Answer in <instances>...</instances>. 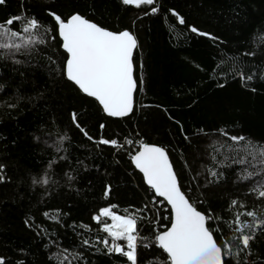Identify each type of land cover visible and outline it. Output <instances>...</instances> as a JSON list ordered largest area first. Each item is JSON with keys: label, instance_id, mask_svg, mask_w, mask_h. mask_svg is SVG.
<instances>
[{"label": "trees", "instance_id": "16d2710c", "mask_svg": "<svg viewBox=\"0 0 264 264\" xmlns=\"http://www.w3.org/2000/svg\"><path fill=\"white\" fill-rule=\"evenodd\" d=\"M153 6L156 13L152 6H125L121 0H6L0 5V22L27 14L51 28L49 11L79 13L109 30H129L138 43L134 111L121 120L107 118L61 74L65 54L58 39L46 38L45 44L14 54L0 50V175L5 177L0 182V256L9 264H55L52 254L63 246L82 251L88 264H124L118 254L81 247L83 239L95 243L97 236L106 235L92 220L101 207L115 204L114 211L122 214L142 207L146 195L127 152L99 145L95 141L101 136L121 144L131 138L164 147L182 190L191 189L192 199L204 200L198 208L220 215L222 226L232 218L228 208L234 198L249 210L264 206L249 195L251 185L264 183L259 165L251 182L239 179L253 169L239 163L241 144L230 139L239 135L264 144V0H154ZM233 58L245 76H253L251 81L233 71ZM73 112L93 140L75 127ZM214 163L219 181L209 185L207 170ZM45 173L49 185L32 183ZM164 207L158 205V210L167 215ZM138 227L150 236L157 225L144 220ZM252 247L264 252V235ZM141 251L142 264L154 262L160 252L155 249L157 256H152V248Z\"/></svg>", "mask_w": 264, "mask_h": 264}, {"label": "snow or ice", "instance_id": "6c2138e0", "mask_svg": "<svg viewBox=\"0 0 264 264\" xmlns=\"http://www.w3.org/2000/svg\"><path fill=\"white\" fill-rule=\"evenodd\" d=\"M5 3L6 0H0V5ZM121 3L137 8L152 6L150 11L157 12V8L153 6L154 0H121ZM171 11L180 24L185 23L178 13ZM48 15L54 22L51 28L27 14H15L0 22V50L14 54L36 43L45 44L46 38L58 39V47L62 48L65 54L60 70L67 81L84 96L91 98L107 117L129 116L134 111V92L138 87L133 64V52L138 47L136 37L126 29L109 30L83 14L61 16L49 11ZM191 31L213 40L218 39L211 33L199 31L196 27H191ZM41 32L44 38H40ZM233 63L236 65L233 71L239 74L241 80L253 79L252 75H244L239 67L240 62L235 58ZM139 84H143L142 79ZM71 119L84 136L93 140L79 123L77 113L73 112ZM99 127L103 129L105 125L100 124ZM230 139L241 144L244 157L239 163L253 169L243 172L239 179L251 182L256 165H259V173L264 177V144L254 143L239 135H232ZM95 142L124 149L131 165L142 174L143 183L147 187L142 207L124 209L122 214L114 211L118 207L115 204L101 207L92 220L99 225V232L106 235L97 236L95 243L90 239H83L82 248L96 249L108 255L118 254L125 258L124 264H142L144 254L141 250L150 248L153 249L150 253L152 256H157L155 249L160 252L158 258L154 262L149 261V264H264V259H257L264 257V252H254L252 247L258 236L264 235V206L259 210H249L246 204L234 198L228 208L232 218L224 219L222 226L220 222L223 218L220 215H216L210 209L202 211L198 208V205L205 203L204 200L192 199L191 189L189 192L182 190L178 174L174 171L164 147L131 138H125L121 144L117 139L101 136ZM125 145L129 147L126 148ZM133 145L135 147H131ZM215 159L213 157L214 161ZM51 166L50 164L49 167ZM215 167L214 163L213 167L207 170L206 180L209 185L219 181L220 173ZM3 170L4 165H0V172ZM47 175L45 173L34 178L32 183L49 185ZM4 180L5 177L0 175V182ZM245 187L249 185L245 184ZM109 192L110 187H106L105 197ZM249 195L255 196L264 204V183L251 185ZM158 205H165L167 215L160 214ZM146 211H154L155 214L146 217L144 215ZM43 215L59 223L58 217H50L47 212ZM144 220L157 225L150 236H143L138 227ZM162 221L167 223L164 224ZM213 223L217 227L214 228ZM25 224L29 225V221L26 220ZM81 227L87 231L91 230L87 225ZM161 228L163 230H160ZM218 232L222 235L217 236ZM97 245H103V248L99 249ZM51 259L55 264H88L82 251H71L67 246L58 248ZM0 264L9 262L4 256H0Z\"/></svg>", "mask_w": 264, "mask_h": 264}, {"label": "water", "instance_id": "95a60500", "mask_svg": "<svg viewBox=\"0 0 264 264\" xmlns=\"http://www.w3.org/2000/svg\"><path fill=\"white\" fill-rule=\"evenodd\" d=\"M61 49V51L63 52V50H62V48H60ZM135 50L136 49H134V52H135ZM134 52H133V55H134ZM65 79H66V77H65ZM67 80V79H66ZM69 82V81H68ZM71 83V82H70ZM72 84V83H71ZM82 94V93H81ZM134 95H135V92H134ZM86 97V96H85ZM88 98V97H87ZM89 99H91V98H89ZM104 114V113H103ZM132 113H130L129 114V116L131 115ZM105 116H106V114H104ZM129 116H127V117H129ZM107 117V116H106ZM127 117H124V118H127ZM107 118H110V117H107ZM124 118H110V119H114V120H121V119H124ZM170 160V159H169ZM171 162V161H170ZM133 168H134V166H133ZM137 172H138V170H136ZM139 173V172H138ZM140 174V173H139ZM141 175V177H142V174H140ZM145 185V184H144ZM146 186V185H145ZM147 187V186H146Z\"/></svg>", "mask_w": 264, "mask_h": 264}, {"label": "built area", "instance_id": "2783aa9c", "mask_svg": "<svg viewBox=\"0 0 264 264\" xmlns=\"http://www.w3.org/2000/svg\"><path fill=\"white\" fill-rule=\"evenodd\" d=\"M164 209H165V207H164ZM164 212H165V210H164Z\"/></svg>", "mask_w": 264, "mask_h": 264}]
</instances>
